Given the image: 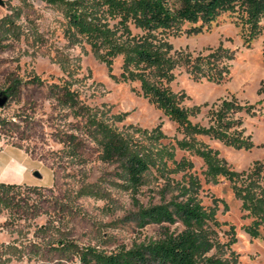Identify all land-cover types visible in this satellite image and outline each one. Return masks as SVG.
I'll list each match as a JSON object with an SVG mask.
<instances>
[{"label":"rangeland","instance_id":"obj_1","mask_svg":"<svg viewBox=\"0 0 264 264\" xmlns=\"http://www.w3.org/2000/svg\"><path fill=\"white\" fill-rule=\"evenodd\" d=\"M189 27L186 23L170 37L175 48L196 57L222 46L232 51L233 58L221 62L229 66L222 82L195 80L187 67L179 66L173 87L186 93L187 107L201 106L191 119L202 125L211 123L210 110L222 99L235 97L242 104H255L252 114L240 113L244 135L255 143L252 148H235L206 135L197 137L218 149L234 169H248L255 160L264 159V17L260 32L251 40L247 25L234 12L224 13L199 33L189 32ZM66 28L60 4L44 0L0 3V93L7 94L0 107V144L24 149L34 171L42 174L36 184H20L7 197L0 193V264H81L62 250V242L112 251L157 238L162 226H141L136 212L141 205L171 199L179 193L177 181L183 179L182 172L167 178L155 170L135 191L119 163L102 158L101 146L87 132L86 118L62 104L52 84L68 80L99 116L127 132L160 127L170 137L166 143H175L172 138L182 139L184 134L175 121L137 93L139 82L112 76L120 74L122 56L110 71L85 39L70 43ZM36 76L44 83L32 82ZM117 114H125L124 120L117 121ZM182 157L195 165L192 171L201 180L202 203L216 206L219 220L225 222L220 231L223 239L228 238L225 230L230 225L236 227L237 241L225 256L235 264H264V233L252 237L244 229L251 219L244 216L242 201L230 181L225 177L209 180L204 160L177 147L176 158Z\"/></svg>","mask_w":264,"mask_h":264},{"label":"trees","instance_id":"obj_2","mask_svg":"<svg viewBox=\"0 0 264 264\" xmlns=\"http://www.w3.org/2000/svg\"><path fill=\"white\" fill-rule=\"evenodd\" d=\"M63 6L67 19L65 37L70 43L85 39L94 54L109 67L122 56L120 74L111 73L118 81L139 82L138 94L160 108L178 124L184 134L182 139L168 137L160 127L151 131L136 127L133 132L121 129L99 116L96 109L84 102L78 91L66 80L52 84L58 88L60 102L86 118L88 134L101 146L102 158L118 162L122 173L135 191L142 186L147 174L158 171L163 176L183 173L177 181L179 193L171 199L141 205L136 219L141 226L159 224L163 232L159 237L108 251L96 246H79L62 242L64 252L81 264H235L225 254L237 241L235 225L225 230L228 238L220 235L222 225L216 206H206L199 197L201 180L192 170L195 165L186 157L176 158L177 147L200 156L207 165L206 176L217 181L227 178L241 201L244 216L251 219L244 229L252 237L264 233V159L245 170H236L199 135H206L235 148L250 149L253 140L244 135L242 112L252 114L255 104L245 105L237 98H225L210 110L211 123H194L192 115L201 112V106L187 107L183 91H176L173 82L176 69L187 67L195 80L207 78L222 82L229 72L223 58L231 60L232 51L222 46L208 55L192 56L175 48L170 37L190 24L188 31L199 33L227 12L237 14L247 25V39L260 32V20L264 17V0H44ZM62 64H65L62 62ZM64 69L68 70L64 65ZM68 74L72 71L68 70ZM34 83H44L36 76ZM122 121L125 114L114 115ZM138 133V134H137ZM264 144V143H263ZM19 184L0 182V193ZM172 225H176L171 229Z\"/></svg>","mask_w":264,"mask_h":264},{"label":"crops","instance_id":"obj_3","mask_svg":"<svg viewBox=\"0 0 264 264\" xmlns=\"http://www.w3.org/2000/svg\"><path fill=\"white\" fill-rule=\"evenodd\" d=\"M32 159L17 146H5L0 150V182L25 184L38 183L34 175Z\"/></svg>","mask_w":264,"mask_h":264},{"label":"water","instance_id":"obj_4","mask_svg":"<svg viewBox=\"0 0 264 264\" xmlns=\"http://www.w3.org/2000/svg\"><path fill=\"white\" fill-rule=\"evenodd\" d=\"M0 3H3V0H0ZM6 99H7V94H5L3 92L0 93V107L5 105ZM34 175L37 176V177H42V174L38 170H36L34 172Z\"/></svg>","mask_w":264,"mask_h":264},{"label":"built area","instance_id":"obj_5","mask_svg":"<svg viewBox=\"0 0 264 264\" xmlns=\"http://www.w3.org/2000/svg\"><path fill=\"white\" fill-rule=\"evenodd\" d=\"M2 149V145L0 144V150Z\"/></svg>","mask_w":264,"mask_h":264}]
</instances>
